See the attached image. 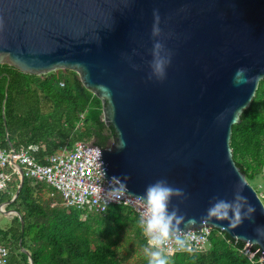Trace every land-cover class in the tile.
Instances as JSON below:
<instances>
[{
  "label": "water",
  "instance_id": "water-1",
  "mask_svg": "<svg viewBox=\"0 0 264 264\" xmlns=\"http://www.w3.org/2000/svg\"><path fill=\"white\" fill-rule=\"evenodd\" d=\"M153 9L160 16L155 37ZM157 41L160 54L171 55L162 81L147 79ZM0 64L33 75L74 71L115 134L96 153L106 180L119 177L135 198L158 179L182 188L186 199L173 197L169 211L196 222L174 223L173 234L207 226L257 246L264 260V235L256 232L264 203L229 144L232 125L264 80V0H0ZM241 67L248 82L234 85ZM12 164L19 185L11 200L24 180ZM241 184L256 209L251 220L227 227L203 219L212 197L232 200Z\"/></svg>",
  "mask_w": 264,
  "mask_h": 264
},
{
  "label": "trees",
  "instance_id": "trees-1",
  "mask_svg": "<svg viewBox=\"0 0 264 264\" xmlns=\"http://www.w3.org/2000/svg\"><path fill=\"white\" fill-rule=\"evenodd\" d=\"M101 112V101L72 70L33 75L0 64V148L9 149L10 143L18 151L35 144L38 160L60 149L70 150L76 142L91 141L105 148L115 134L102 121ZM229 144L235 164L259 193L264 168V80L240 122L232 125ZM18 185L15 172L0 194L5 210L20 216L15 215L6 228L0 226V243L8 249L5 264H29V257L32 264H128L116 250L123 228H131L138 243L147 246L138 216L125 205L111 204L104 214L66 207L57 193L48 195L51 185L27 177L11 200ZM244 246L211 228L203 251L165 255L168 264H264L257 246H250L248 253Z\"/></svg>",
  "mask_w": 264,
  "mask_h": 264
},
{
  "label": "built area",
  "instance_id": "built-area-1",
  "mask_svg": "<svg viewBox=\"0 0 264 264\" xmlns=\"http://www.w3.org/2000/svg\"><path fill=\"white\" fill-rule=\"evenodd\" d=\"M63 85V82L59 83ZM109 147V146H107ZM102 149L91 141L76 142L72 149H60L38 160L35 152L38 146L29 144L15 150L0 148V194L5 191L13 179L17 168L12 162L20 165L24 177L43 180L52 186L48 195L57 193L64 206H73L85 209L92 213L104 214L111 204H121L129 207L140 219L144 212L143 202L123 192L118 199H110V179L101 174L97 161V150ZM13 169H9V166ZM2 170V171H1ZM0 210L5 211V203L0 204ZM210 227L202 226L199 229L188 230L179 235L185 241V249L178 250L174 239L165 245L164 253L175 252L195 253L203 251L208 243ZM176 235V234H173ZM249 245L245 244V253L249 252ZM8 249L0 243V264L6 263Z\"/></svg>",
  "mask_w": 264,
  "mask_h": 264
},
{
  "label": "clouds",
  "instance_id": "clouds-1",
  "mask_svg": "<svg viewBox=\"0 0 264 264\" xmlns=\"http://www.w3.org/2000/svg\"><path fill=\"white\" fill-rule=\"evenodd\" d=\"M153 24L151 35L157 36L160 32L158 10H152ZM162 45L159 41L153 44V59L150 64L151 74L148 80L162 81L166 76V69L170 63L171 55L162 56L160 50ZM134 67V66H133ZM246 68H237L232 75V83L240 85L248 82ZM124 142L121 140L118 148H122ZM127 180V177L124 178ZM111 190L108 193L110 199H118L125 191V184L121 182L119 177H111ZM240 191L234 194L232 200L220 199L212 197V203L206 208L203 219L216 221H226L227 227H235L244 220H251L255 213V207L247 202V197L242 195L243 185H239ZM175 197L180 200L186 199V194L182 188L171 186L166 180L158 179L145 187L144 192L138 197L143 202L144 212L138 221L143 235L147 240V248L149 259L147 264H168V257L164 253L163 246L170 239H174V243L178 250L185 249V241L177 234L173 235L174 223L179 224L184 221V215H177L178 209L173 208L169 211V202ZM196 221L188 218L185 224L191 225ZM258 235H264V226L256 228Z\"/></svg>",
  "mask_w": 264,
  "mask_h": 264
},
{
  "label": "rangeland",
  "instance_id": "rangeland-1",
  "mask_svg": "<svg viewBox=\"0 0 264 264\" xmlns=\"http://www.w3.org/2000/svg\"><path fill=\"white\" fill-rule=\"evenodd\" d=\"M257 188L260 189L258 195L264 203V168L262 175L258 179ZM43 198H47V194L44 193ZM14 216L15 214L13 213H6L0 210V226L6 228ZM119 237L120 240L116 245V250L124 262L128 264H143L145 258H149L148 252L145 251L148 246H142L138 243L137 239L133 236L131 228H123L120 231Z\"/></svg>",
  "mask_w": 264,
  "mask_h": 264
}]
</instances>
